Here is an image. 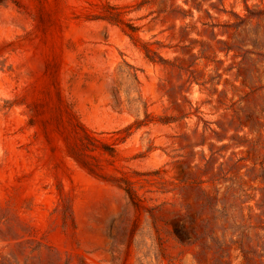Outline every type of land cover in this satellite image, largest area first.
<instances>
[{
	"label": "rangeland",
	"instance_id": "obj_1",
	"mask_svg": "<svg viewBox=\"0 0 264 264\" xmlns=\"http://www.w3.org/2000/svg\"><path fill=\"white\" fill-rule=\"evenodd\" d=\"M0 264H264V0H0Z\"/></svg>",
	"mask_w": 264,
	"mask_h": 264
},
{
	"label": "trees",
	"instance_id": "obj_2",
	"mask_svg": "<svg viewBox=\"0 0 264 264\" xmlns=\"http://www.w3.org/2000/svg\"><path fill=\"white\" fill-rule=\"evenodd\" d=\"M120 16V13H114V14H112V17L113 18H116V19H118V17ZM113 152H114V150H112ZM85 165H88V164H85ZM126 189V191L128 192V194L130 195V197L132 198V200L134 201V202H136V200H137V195H136V193L132 190V188L131 187H126L125 188Z\"/></svg>",
	"mask_w": 264,
	"mask_h": 264
}]
</instances>
